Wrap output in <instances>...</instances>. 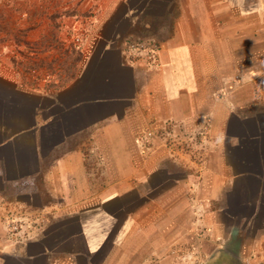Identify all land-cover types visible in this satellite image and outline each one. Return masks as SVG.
I'll return each instance as SVG.
<instances>
[{
	"label": "crops",
	"instance_id": "1",
	"mask_svg": "<svg viewBox=\"0 0 264 264\" xmlns=\"http://www.w3.org/2000/svg\"><path fill=\"white\" fill-rule=\"evenodd\" d=\"M96 1L63 7L89 33L62 82L34 89L0 49V264H264V0ZM128 34L159 40L155 65ZM171 124L208 125L201 161L144 151ZM23 211L40 232L14 242Z\"/></svg>",
	"mask_w": 264,
	"mask_h": 264
},
{
	"label": "rangeland",
	"instance_id": "2",
	"mask_svg": "<svg viewBox=\"0 0 264 264\" xmlns=\"http://www.w3.org/2000/svg\"><path fill=\"white\" fill-rule=\"evenodd\" d=\"M69 5L84 18L94 8H89L90 0H0L3 61L11 66L10 72H19L20 81H36L34 89H40L38 84L43 82H62L65 72H79L78 51L89 32L83 26L75 29L77 22L66 19L75 15L63 9ZM76 8L84 13H77Z\"/></svg>",
	"mask_w": 264,
	"mask_h": 264
},
{
	"label": "built area",
	"instance_id": "3",
	"mask_svg": "<svg viewBox=\"0 0 264 264\" xmlns=\"http://www.w3.org/2000/svg\"><path fill=\"white\" fill-rule=\"evenodd\" d=\"M112 43L119 47L131 64L145 67L155 65L162 50V44L159 40L150 35L128 34L115 37ZM259 81L257 95L263 97L264 78ZM208 129V125L205 124L194 131L179 135V133L173 131V124H171L160 131H145L140 141L145 152L164 148L172 154H190L192 158L194 156L195 159L201 161ZM39 219H41V215L35 211H23L17 215H10L6 220L9 239L16 242L35 238L37 233L40 232L41 222H39ZM147 264H159V258L151 259Z\"/></svg>",
	"mask_w": 264,
	"mask_h": 264
}]
</instances>
